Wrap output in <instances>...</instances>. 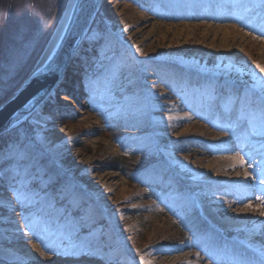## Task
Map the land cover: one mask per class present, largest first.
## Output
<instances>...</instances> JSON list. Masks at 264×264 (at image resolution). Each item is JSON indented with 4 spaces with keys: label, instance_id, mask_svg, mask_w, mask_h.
Segmentation results:
<instances>
[{
    "label": "rangeland",
    "instance_id": "rangeland-1",
    "mask_svg": "<svg viewBox=\"0 0 264 264\" xmlns=\"http://www.w3.org/2000/svg\"><path fill=\"white\" fill-rule=\"evenodd\" d=\"M55 1L33 0L32 6L30 0L13 1L3 63L9 75H13L14 70L37 50L41 33L54 16ZM159 2L101 0L84 35L90 37L92 43L85 46L83 60L76 58L74 62L73 56L63 72V77L68 80L65 86L69 90L55 91L57 84L36 111L12 130L4 132L0 139L2 183V172L25 167L31 162L55 169L64 177L67 185L74 189L68 200L75 193L82 198L85 192L75 190L65 167L57 164L55 139L45 142L38 137L37 123L53 120L52 124L57 126L52 130L60 134L58 143L72 141V147L90 161L94 172H109L113 176L107 184L116 187L117 197L122 198L119 205H126L119 211L121 220L118 225L127 229L125 236L139 243H148L156 236V227L166 224L165 216L153 212V208H164L163 199L176 195L180 189L192 191L187 181L191 175L176 163L171 151L152 145L142 148L150 138H156L157 132L173 135L178 132L163 127L164 122L158 118L139 122L130 114L137 111L144 117L148 116L147 100L151 86L165 93L181 87H213L210 99L197 97L190 107L180 102L182 106L178 114L190 115L197 119L198 124L202 121L219 133V144L232 145L238 138H243L256 145L257 153H264V105L262 110H246L254 101L264 103V95L261 94H264L261 89L264 72L257 68V64L264 66V0H175L168 6ZM140 14L149 18L146 30H153L147 43L152 42L154 49L163 47L167 50L165 53L137 51L122 37L121 28L139 18ZM212 16L226 21H217ZM161 22L166 26H160ZM161 36L162 42L159 40ZM75 63H81L77 70ZM75 76L79 77L78 81ZM121 88L125 89L124 93L117 92ZM76 90L82 92L76 93ZM61 95L75 98L78 107L65 106ZM175 98L172 96L166 101L174 103ZM250 125L256 127V131H250ZM46 128L44 126V130ZM128 128L132 130L127 131ZM124 139L135 142L122 145ZM180 143L200 146L192 140H180ZM120 156L126 158V170H118L109 160ZM166 178L171 182L170 189H164L162 185ZM34 182L31 180L27 191L37 186ZM255 187L264 196V184L258 183ZM47 194L46 189L38 197L47 198ZM6 195L14 204L11 214L18 222L31 214L36 220L42 216L46 222L50 219V211H54L63 214L73 229H79L84 226V220L93 216L91 210L80 214L65 209L64 204L58 201V194L46 199L47 210L34 208L28 201L23 204L16 202L10 194ZM6 195L3 193L2 196ZM81 198L73 197V205L81 204ZM259 213L263 214L264 221V211ZM3 214L0 210V217ZM98 217L96 221L104 219V216ZM40 223L34 235L45 227ZM107 227L112 239L119 240L116 227ZM21 230L29 234L28 229L22 227ZM234 233L221 229L214 220L196 209L157 237L166 240L173 235L172 244L175 245L189 244L202 235L230 239ZM118 247L121 260L112 262H74L72 256L53 255L0 257V264H141L142 252H132L121 244Z\"/></svg>",
    "mask_w": 264,
    "mask_h": 264
},
{
    "label": "bare ground",
    "instance_id": "bare-ground-1",
    "mask_svg": "<svg viewBox=\"0 0 264 264\" xmlns=\"http://www.w3.org/2000/svg\"><path fill=\"white\" fill-rule=\"evenodd\" d=\"M174 1L160 0L159 4L168 6ZM148 22L149 18L140 14L139 18L121 28L122 37L135 50L165 53L167 50L163 47L158 46L154 49L152 42L147 43L146 40L152 36L153 31L146 30L149 26ZM159 25L162 26L165 23L161 22ZM161 39L162 36L159 38L162 42ZM91 43L90 37H84V42L74 51V62L76 58L83 60L85 46ZM80 64L75 63L74 68L79 69ZM63 75L55 91L69 90L65 86L68 80ZM75 79L78 81L79 77L75 76ZM261 89L264 91V84ZM117 90L118 93L125 92L124 88ZM213 93L214 89L210 86L199 89L181 87L169 93L159 92L156 87L151 86L147 100L148 118L137 111L130 113L139 122L158 118L164 122L163 127L174 132L178 131L174 135L157 132L156 138H150L146 141L147 145L142 148H149L152 145L160 146L164 151H171L176 163L191 175L188 176L187 181L192 191L180 189L176 195H169L163 199L164 208L152 209L153 212L165 216L166 224L156 227V236L148 243L134 241L131 237L125 236L127 233L125 227H119V220H121L119 211L126 205H119L122 198L117 197L116 187L107 184L108 180L110 182L113 180V176L109 172L104 174L94 172L90 161L84 158L81 151L72 147V141L58 143L60 134L52 130L57 126L52 124L53 120L37 123L39 139L45 142L55 139L58 166L65 167L75 190L84 191L85 195L82 194L81 198L75 193L68 200L69 194L73 193L74 189L67 185L64 177L60 176L55 169L37 166L31 162L25 167L2 172L0 210L4 214L0 217V257L12 259L68 255L72 256L71 260L74 262L99 263L100 260L112 262L121 260V251L118 247L121 244L132 252H142L141 264L143 262L148 264H264V221H262L263 214L259 213L264 211V196L262 191L255 187L258 183L264 184V153H257L256 145L247 143L243 138H238L232 145L219 144L217 141L220 137L219 133L202 121L198 124L197 119L190 115L178 114L182 106L180 102L190 107V103L197 97L204 96L210 99ZM172 96L176 97L173 99L174 103L167 102V98ZM61 98L65 106L78 107L79 105L75 98L69 95H61ZM263 105L261 100L254 101L246 110H262ZM242 113L245 114V112ZM44 126L47 127L46 130ZM255 129L256 127L250 125V131H256ZM130 130L132 129H127V131ZM180 140L196 141L202 147H187L181 144ZM134 142L124 139L121 144L128 146ZM187 153L189 155H184ZM175 155L180 157L175 158ZM208 156L209 159H207ZM246 173L248 175H245ZM31 180L36 181L34 183L37 186H31V191H27ZM162 185L164 189L172 187L168 178ZM46 189L47 198L58 194L60 196L58 201L64 204L65 209L68 208L80 214L91 210L93 216L84 220V226L79 229H73L70 221L63 214L54 211H50V219L46 222L42 216L36 220L33 214L27 215L18 222L11 214L14 204L10 202L6 194H10L16 202L23 204L28 201L34 208L47 210V198L38 197ZM3 193L6 196L3 197ZM73 197L81 198L82 203L78 206L73 205ZM196 209L204 212L221 229L226 228L235 233L230 239H225L224 236L202 235L194 238L189 244L175 245L172 244V240L175 239L173 235H169L166 240L157 237L169 226ZM98 216H104V219L96 221ZM40 222L45 227L40 228L38 234L34 235ZM107 225L116 227L120 234L119 240L112 239ZM22 227L28 229L29 234L21 230Z\"/></svg>",
    "mask_w": 264,
    "mask_h": 264
},
{
    "label": "water",
    "instance_id": "water-1",
    "mask_svg": "<svg viewBox=\"0 0 264 264\" xmlns=\"http://www.w3.org/2000/svg\"><path fill=\"white\" fill-rule=\"evenodd\" d=\"M101 0H66L58 22L27 76L0 102V136L36 111L58 84Z\"/></svg>",
    "mask_w": 264,
    "mask_h": 264
},
{
    "label": "trees",
    "instance_id": "trees-1",
    "mask_svg": "<svg viewBox=\"0 0 264 264\" xmlns=\"http://www.w3.org/2000/svg\"><path fill=\"white\" fill-rule=\"evenodd\" d=\"M13 1L14 0H0V102L3 101L5 98H7L13 92V90L18 86V84L27 76V74L31 70L33 64L39 57L41 51L43 50L45 46L44 44H46V42L48 41L66 2V0H56L54 2L55 3L53 5L54 16L50 21V23L48 24V26L46 27V29L44 30V32L41 33L42 39L39 43L37 50L34 52L33 55H31L30 58H28L16 70H14L13 75H9L7 70L8 68L6 66H3V63H4V58L6 60V57L4 56V52L6 49V40H7L6 29L8 28L11 22ZM32 1L33 0H30L31 6L34 4V2ZM212 17L217 21L218 20L226 21V19H219L218 16H212ZM33 24L35 26L34 22H32V25ZM13 81H15L14 84ZM3 136L4 135L0 136V139ZM186 146L192 148L197 147L195 145L193 146L190 144H187ZM109 160L112 163L113 167L117 168L118 170H126V168L128 167L126 158L124 157L121 156L112 157L109 158Z\"/></svg>",
    "mask_w": 264,
    "mask_h": 264
},
{
    "label": "snow or ice",
    "instance_id": "snow-or-ice-1",
    "mask_svg": "<svg viewBox=\"0 0 264 264\" xmlns=\"http://www.w3.org/2000/svg\"><path fill=\"white\" fill-rule=\"evenodd\" d=\"M137 50L139 51V49H137ZM257 68H259L261 72H264V66H262L260 64H257ZM241 164H243V160L242 159H241ZM245 175H248V174L246 173ZM249 207H251V206L249 205ZM141 259L143 261V258H141ZM143 264H148V262H143Z\"/></svg>",
    "mask_w": 264,
    "mask_h": 264
}]
</instances>
